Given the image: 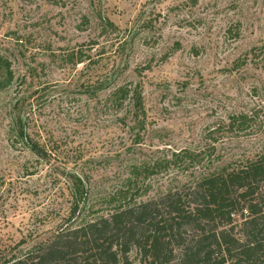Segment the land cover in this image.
Segmentation results:
<instances>
[{
	"label": "rangeland",
	"instance_id": "374dc122",
	"mask_svg": "<svg viewBox=\"0 0 264 264\" xmlns=\"http://www.w3.org/2000/svg\"><path fill=\"white\" fill-rule=\"evenodd\" d=\"M0 55L14 72L0 91V176L18 193L0 202V251L66 224L75 175L92 221L264 151V0H0ZM121 86L141 93L140 123L130 100L110 101ZM241 114L244 130H223ZM22 130L53 153L34 176ZM187 151L199 159L134 175ZM131 262L147 264L136 251Z\"/></svg>",
	"mask_w": 264,
	"mask_h": 264
},
{
	"label": "trees",
	"instance_id": "16d2710c",
	"mask_svg": "<svg viewBox=\"0 0 264 264\" xmlns=\"http://www.w3.org/2000/svg\"><path fill=\"white\" fill-rule=\"evenodd\" d=\"M13 79L11 61L0 55V91ZM127 100L140 123L146 117L141 93L127 86L111 93L110 101L118 108ZM229 120L223 130H244L249 117L232 115ZM14 138L36 156L35 163L24 166V176H34L52 157L51 149L23 130ZM199 157L190 151L179 153L172 161L135 168L134 175L149 178L179 159L194 163ZM73 178L76 201L66 224L25 251L16 250L26 239L16 248L4 245L0 264H132L134 251L147 264H264V151L232 159L197 182L153 200L123 205L108 217L92 221L81 217L77 196L82 180L77 175ZM12 182L0 176V202L4 204L11 193L18 194Z\"/></svg>",
	"mask_w": 264,
	"mask_h": 264
}]
</instances>
